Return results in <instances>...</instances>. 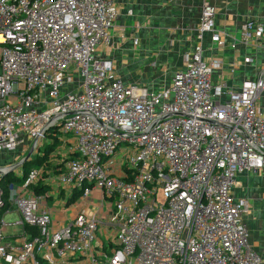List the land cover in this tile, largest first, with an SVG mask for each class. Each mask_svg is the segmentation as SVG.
<instances>
[{
  "label": "built area",
  "instance_id": "1",
  "mask_svg": "<svg viewBox=\"0 0 264 264\" xmlns=\"http://www.w3.org/2000/svg\"><path fill=\"white\" fill-rule=\"evenodd\" d=\"M117 15L115 0H0V150L29 155L0 176L46 157L8 191L0 184V264H262L232 188L264 173V73L216 90L221 62L199 42L168 88L125 84L99 54ZM215 15L204 2L198 40L223 48ZM238 38L232 49L259 43L264 21H244ZM52 161L58 172L45 176ZM40 182L50 189L36 192ZM60 192L62 206L76 195L94 208L57 226L49 198Z\"/></svg>",
  "mask_w": 264,
  "mask_h": 264
},
{
  "label": "crops",
  "instance_id": "2",
  "mask_svg": "<svg viewBox=\"0 0 264 264\" xmlns=\"http://www.w3.org/2000/svg\"><path fill=\"white\" fill-rule=\"evenodd\" d=\"M204 2L215 7L213 29L224 37L227 35L223 48L215 46L209 34L198 40L197 29ZM115 4L118 15L111 31V44L100 49L99 54L112 60L117 76L125 84H137L153 91L163 89L165 81H171L174 73L185 67L184 55L199 42L203 59L217 58L221 62L211 76L216 90L220 87L224 93L239 91L244 81H255L264 73V38L259 43L242 45L238 42L235 48L230 47L232 38L239 39V29L244 21H264V0H115ZM65 138L67 136L54 138L51 146L42 149V154L54 151ZM14 152L19 154L21 151ZM17 157L10 162L8 157L2 159L0 168L14 165L20 159L19 155ZM45 159L41 155L26 162V172L32 166L43 165ZM115 163L118 167V155ZM44 167L45 176H49L55 175L59 166L52 161ZM114 171L117 176L122 175L119 169ZM9 177L18 180L11 173L0 176V184L7 191L10 186L4 181ZM49 189L48 185L40 182L35 191L41 193ZM232 194L235 200L244 201L248 206L242 221L248 230L251 248L264 264V173L237 175ZM65 197L66 193L60 192L49 198L57 226L67 224L80 210L94 208L92 203L82 208L75 200L76 195L69 200V203L73 201L70 206H62L59 201ZM12 215L17 216L15 210ZM99 238L104 240V235L100 234Z\"/></svg>",
  "mask_w": 264,
  "mask_h": 264
},
{
  "label": "rangeland",
  "instance_id": "3",
  "mask_svg": "<svg viewBox=\"0 0 264 264\" xmlns=\"http://www.w3.org/2000/svg\"><path fill=\"white\" fill-rule=\"evenodd\" d=\"M72 69V67H70V70ZM170 86V81L169 80H166L165 81V84H164V88H168ZM19 155V157H20V161L22 160V159H24L25 157H27V155L28 154H25V155H22L21 154V152H19V154L17 153V152H14L13 151V153H11V152H8V151H5V150H3V149H1L0 150V166L3 164V163H1V160L2 159H5L6 157H8L7 158V161L8 162H10L11 160H12V158L13 157H15L14 158V160L13 161H15V160H17L16 158H18L17 156ZM21 155V156H20ZM128 158H129V154H127V156H126V163H128L127 162V160H128ZM26 168V166L24 167L23 165H21L20 167H18L17 169H16V172H12L11 173V175L13 176H17V177H19V175H21V173L23 172V170ZM19 182H18V180H16L15 179V177H12V178H6L5 179V181H4V184H7L8 186H10V187H12L13 185H17ZM15 188V187H14ZM15 219H17V216H10V217H6L5 218V220L6 221H14Z\"/></svg>",
  "mask_w": 264,
  "mask_h": 264
},
{
  "label": "water",
  "instance_id": "4",
  "mask_svg": "<svg viewBox=\"0 0 264 264\" xmlns=\"http://www.w3.org/2000/svg\"><path fill=\"white\" fill-rule=\"evenodd\" d=\"M28 157H29V155H27L26 158H28ZM25 160H26V159H25ZM25 160H24V161H25ZM24 161H23V162H24ZM2 171H3V168H0V173H1ZM9 171H10V170H9Z\"/></svg>",
  "mask_w": 264,
  "mask_h": 264
},
{
  "label": "trees",
  "instance_id": "5",
  "mask_svg": "<svg viewBox=\"0 0 264 264\" xmlns=\"http://www.w3.org/2000/svg\"><path fill=\"white\" fill-rule=\"evenodd\" d=\"M23 166L25 167L26 166V164H23ZM24 172H26V170L24 169Z\"/></svg>",
  "mask_w": 264,
  "mask_h": 264
}]
</instances>
